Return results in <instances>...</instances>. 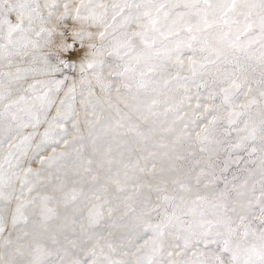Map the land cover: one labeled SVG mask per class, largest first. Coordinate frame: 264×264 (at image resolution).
Masks as SVG:
<instances>
[{
	"label": "snow or ice",
	"instance_id": "obj_1",
	"mask_svg": "<svg viewBox=\"0 0 264 264\" xmlns=\"http://www.w3.org/2000/svg\"><path fill=\"white\" fill-rule=\"evenodd\" d=\"M0 264H264V0H0Z\"/></svg>",
	"mask_w": 264,
	"mask_h": 264
}]
</instances>
